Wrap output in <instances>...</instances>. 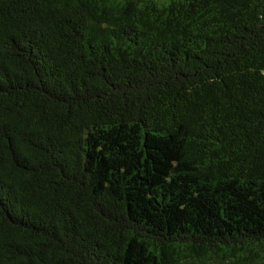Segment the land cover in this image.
<instances>
[{
    "label": "trees",
    "instance_id": "obj_1",
    "mask_svg": "<svg viewBox=\"0 0 264 264\" xmlns=\"http://www.w3.org/2000/svg\"><path fill=\"white\" fill-rule=\"evenodd\" d=\"M0 264H264V0H0Z\"/></svg>",
    "mask_w": 264,
    "mask_h": 264
}]
</instances>
